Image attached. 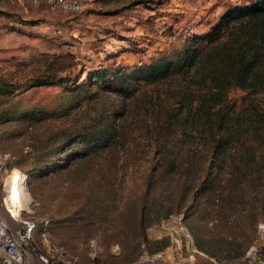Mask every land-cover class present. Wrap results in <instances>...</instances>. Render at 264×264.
Instances as JSON below:
<instances>
[{"label": "rangeland", "instance_id": "374dc122", "mask_svg": "<svg viewBox=\"0 0 264 264\" xmlns=\"http://www.w3.org/2000/svg\"><path fill=\"white\" fill-rule=\"evenodd\" d=\"M246 1L87 0L79 12L60 13L0 0V77L15 80L40 66L36 57L65 52L79 61L70 69L78 82L100 66L130 71L180 48L229 5ZM128 88L131 95L90 79L83 90L57 81L0 97V153L27 180L23 217L46 220L52 243L79 264H131L147 231L150 249H162L170 264H245L249 246L264 245L261 193L245 178L214 204L207 194L194 198L204 171L193 145L162 147L174 129L160 108L173 107L174 98L157 96L155 84ZM227 99L236 110L264 102L238 87ZM101 134L107 147H89ZM77 152L86 155L75 159ZM263 154L256 150L253 168Z\"/></svg>", "mask_w": 264, "mask_h": 264}, {"label": "trees", "instance_id": "16d2710c", "mask_svg": "<svg viewBox=\"0 0 264 264\" xmlns=\"http://www.w3.org/2000/svg\"><path fill=\"white\" fill-rule=\"evenodd\" d=\"M33 62L40 66L20 78L0 77V97L10 96L21 87L57 81L69 89L83 90L90 79L99 88L127 95L133 93L128 88L132 84H155L159 88L157 96L166 91L168 98H174L173 107L160 108L168 119L164 125L175 130L166 131L171 137L162 142V147L193 145L199 171H204L198 177L200 186L193 191L194 198L207 194L212 204L224 189L235 191L248 178L261 193L256 199L264 206V154L252 166L256 150H264V102L249 100L247 107L236 110L227 99L233 87L264 96V0L229 5L208 30L191 34L180 48L130 71L120 66H100L91 71L90 78L78 82L80 77H71L70 69L79 61L70 52L53 57L42 54ZM37 113L28 116L39 121L42 116ZM91 141V148L107 147L109 143L102 134L92 136ZM64 142H69L67 137ZM76 154L75 159L86 155ZM151 234L147 231L144 239Z\"/></svg>", "mask_w": 264, "mask_h": 264}, {"label": "built area", "instance_id": "2783aa9c", "mask_svg": "<svg viewBox=\"0 0 264 264\" xmlns=\"http://www.w3.org/2000/svg\"><path fill=\"white\" fill-rule=\"evenodd\" d=\"M18 1L60 13H76L87 4V0ZM14 169L11 160L0 153V264H79L62 246L52 243L46 220L23 217L26 211L23 209L16 214L12 212L14 200L10 196L14 194L17 201L24 199L21 188L12 187L10 179ZM147 244V240L140 242L138 259L131 264H170L161 253L149 251ZM245 258V264H264V245L249 246Z\"/></svg>", "mask_w": 264, "mask_h": 264}, {"label": "bare ground", "instance_id": "6f19581e", "mask_svg": "<svg viewBox=\"0 0 264 264\" xmlns=\"http://www.w3.org/2000/svg\"><path fill=\"white\" fill-rule=\"evenodd\" d=\"M18 170V169H17ZM26 177L23 174L18 173L16 169L13 170L12 178L10 181L12 182V187L17 186L16 188H21V193L23 194V200L17 201V198L14 194H12L14 200V209H11L13 213H18L20 210H26L28 208V192H27V184H25ZM6 200L8 203V207H11V203L9 201V197L6 195Z\"/></svg>", "mask_w": 264, "mask_h": 264}, {"label": "crops", "instance_id": "0c3cea01", "mask_svg": "<svg viewBox=\"0 0 264 264\" xmlns=\"http://www.w3.org/2000/svg\"><path fill=\"white\" fill-rule=\"evenodd\" d=\"M151 235H152V234H151ZM151 235L148 236V242H147V243H148L147 245H148V249H149V251H151V252H156V253H161V254H162V252H163L162 249H158V248L150 249V247H149V244H150L149 240H151Z\"/></svg>", "mask_w": 264, "mask_h": 264}]
</instances>
